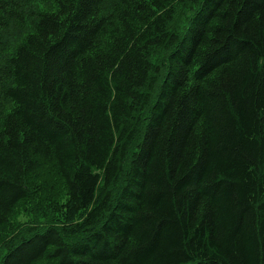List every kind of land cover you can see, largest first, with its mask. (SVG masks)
I'll list each match as a JSON object with an SVG mask.
<instances>
[{
    "label": "trees",
    "instance_id": "16d2710c",
    "mask_svg": "<svg viewBox=\"0 0 264 264\" xmlns=\"http://www.w3.org/2000/svg\"><path fill=\"white\" fill-rule=\"evenodd\" d=\"M19 204L0 264H264V0H0Z\"/></svg>",
    "mask_w": 264,
    "mask_h": 264
},
{
    "label": "rangeland",
    "instance_id": "374dc122",
    "mask_svg": "<svg viewBox=\"0 0 264 264\" xmlns=\"http://www.w3.org/2000/svg\"><path fill=\"white\" fill-rule=\"evenodd\" d=\"M185 6V4H184ZM186 7V6H185ZM178 16L176 21L179 24H182L183 20L185 19L186 12L183 10H177ZM162 55V53H161ZM61 199H64V195L61 197ZM37 202L36 200L29 201L26 204L27 207H34L35 203ZM43 215L41 211H33L31 209H26L23 207L22 204H19L14 212L10 215L9 217V223L5 226L7 227V234L5 235L3 232H0V258L1 256L5 253L6 248L9 246V242L12 239V235H15L21 230H27L28 228L30 229V232L35 229L38 230V228H41L39 225V222L41 221H46V217ZM80 222V219H79ZM80 228H77L74 231H71V229H68L70 234H75L76 232L79 231ZM11 235V236H10ZM38 264H56V263H49V262H42Z\"/></svg>",
    "mask_w": 264,
    "mask_h": 264
}]
</instances>
